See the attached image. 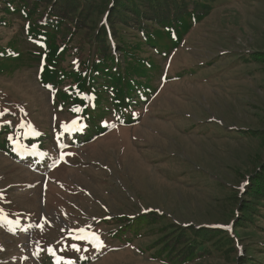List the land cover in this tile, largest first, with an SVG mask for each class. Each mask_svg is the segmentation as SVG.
<instances>
[{
  "label": "rangeland",
  "instance_id": "374dc122",
  "mask_svg": "<svg viewBox=\"0 0 264 264\" xmlns=\"http://www.w3.org/2000/svg\"><path fill=\"white\" fill-rule=\"evenodd\" d=\"M59 2L72 16L88 6L92 25L106 23L117 45V0ZM199 12L179 40L142 47L157 69L122 111L124 101H109L108 126L86 142V125L83 145L71 144L81 121L43 83L26 22L0 12V46L14 40L28 55L0 72L4 123L42 137L40 147L10 142L38 157L29 164L0 149V264H264V0H219ZM66 24L60 67L78 69L90 22Z\"/></svg>",
  "mask_w": 264,
  "mask_h": 264
},
{
  "label": "trees",
  "instance_id": "16d2710c",
  "mask_svg": "<svg viewBox=\"0 0 264 264\" xmlns=\"http://www.w3.org/2000/svg\"><path fill=\"white\" fill-rule=\"evenodd\" d=\"M51 1L0 0V12L5 15H19L26 22L24 29L27 39L36 49L35 54L31 53L29 56L36 55V60L42 65L43 83L51 87L55 103L70 104L74 115L80 117V121H86L88 128L81 137L89 140L104 131L106 116L110 111L109 101H124L116 105V111H122L138 91V87L144 83V78L157 69L153 57L145 58L141 55L143 49H146L142 47L146 45L159 51L163 41L179 40L191 29L187 22H191L192 18L196 22L200 21L199 10L209 13L219 0H146L145 3L142 0H117L118 6L111 10L109 20L111 32L117 42L114 48L109 40L106 23L98 28L96 24L92 25V16H86L90 10L88 6L81 4L77 16H72L73 10H69V5L63 7L59 0L51 5ZM43 4H46V8L43 12H38ZM67 11L70 14L67 15ZM88 21L90 29L84 39L89 43H84L80 48L78 69L65 70L60 67L67 52V47H63L67 45V39L72 34L66 22L79 27ZM2 25H8L4 16H0V26ZM129 27L137 30L140 37L127 32ZM127 34L134 41L128 42L125 39ZM84 45L90 47L87 56L82 54L85 51ZM27 56L20 51L14 40L7 47L0 46V72L13 71L27 61ZM66 81L72 86H67ZM5 112L7 109L2 106L0 148L3 149L9 148L7 134L18 133L21 126L19 123L11 131V123H4L7 119ZM79 139L80 137L75 138L76 141ZM260 178L264 181V173ZM262 183L258 184L261 188ZM192 244L190 248H194Z\"/></svg>",
  "mask_w": 264,
  "mask_h": 264
},
{
  "label": "snow or ice",
  "instance_id": "6c2138e0",
  "mask_svg": "<svg viewBox=\"0 0 264 264\" xmlns=\"http://www.w3.org/2000/svg\"><path fill=\"white\" fill-rule=\"evenodd\" d=\"M73 124H76V121H73ZM105 126L106 127L108 126L107 122H105ZM112 127H115V125H112ZM82 128H83V126H81L78 130H82ZM109 219H110V217H109ZM79 231L81 233H83V232H85V229L81 228V229H79ZM77 238L78 239H88L87 236H79ZM90 243H92L93 247H95L97 250L104 247V242L100 239V236L96 233L91 234ZM77 250H79V249H77ZM49 251H50V254H54L51 249ZM61 259H63V258H61ZM66 264H73V262L66 261Z\"/></svg>",
  "mask_w": 264,
  "mask_h": 264
}]
</instances>
